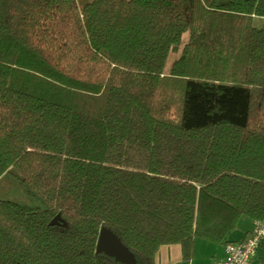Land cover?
Listing matches in <instances>:
<instances>
[{
    "label": "trees",
    "instance_id": "1",
    "mask_svg": "<svg viewBox=\"0 0 264 264\" xmlns=\"http://www.w3.org/2000/svg\"><path fill=\"white\" fill-rule=\"evenodd\" d=\"M108 134L146 169L108 164ZM6 175L32 202L0 199V264H122L103 227L136 264H190L263 221L264 0H0Z\"/></svg>",
    "mask_w": 264,
    "mask_h": 264
},
{
    "label": "rangeland",
    "instance_id": "2",
    "mask_svg": "<svg viewBox=\"0 0 264 264\" xmlns=\"http://www.w3.org/2000/svg\"><path fill=\"white\" fill-rule=\"evenodd\" d=\"M187 35L183 37L182 44L186 41ZM181 50V45L173 47L170 50L165 64L164 72L167 73L171 64L177 59ZM128 145V144H127ZM114 134H108V159L107 163L115 166H135L139 170L147 167L148 151L128 145ZM129 148V149H128ZM0 199L10 200L19 204H30L32 201L25 193L24 187L12 175L3 176L0 179ZM198 243L209 245L211 249L214 244L200 240Z\"/></svg>",
    "mask_w": 264,
    "mask_h": 264
},
{
    "label": "crops",
    "instance_id": "3",
    "mask_svg": "<svg viewBox=\"0 0 264 264\" xmlns=\"http://www.w3.org/2000/svg\"><path fill=\"white\" fill-rule=\"evenodd\" d=\"M254 222L245 217L240 218L236 228L226 236L224 243L214 244L215 247L211 249V252L208 250L210 249L209 245L198 243L200 239H196L194 258L190 261V264H219L225 255V243L244 240L252 231ZM156 263L182 264L180 246L178 244L160 246L156 255ZM252 264H264V251L261 248L258 249Z\"/></svg>",
    "mask_w": 264,
    "mask_h": 264
},
{
    "label": "built area",
    "instance_id": "4",
    "mask_svg": "<svg viewBox=\"0 0 264 264\" xmlns=\"http://www.w3.org/2000/svg\"><path fill=\"white\" fill-rule=\"evenodd\" d=\"M262 243H264V220L255 221L252 231L244 240L227 242L224 245V258L219 264H252Z\"/></svg>",
    "mask_w": 264,
    "mask_h": 264
},
{
    "label": "water",
    "instance_id": "5",
    "mask_svg": "<svg viewBox=\"0 0 264 264\" xmlns=\"http://www.w3.org/2000/svg\"><path fill=\"white\" fill-rule=\"evenodd\" d=\"M66 227V223L59 215L54 217L50 226ZM96 254H104L122 264H136L134 255L126 248L120 239L109 229L103 227L99 230L96 241Z\"/></svg>",
    "mask_w": 264,
    "mask_h": 264
}]
</instances>
